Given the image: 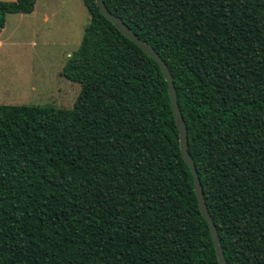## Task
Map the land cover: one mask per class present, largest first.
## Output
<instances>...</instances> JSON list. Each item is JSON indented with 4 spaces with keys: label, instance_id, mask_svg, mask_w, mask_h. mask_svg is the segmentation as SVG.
Instances as JSON below:
<instances>
[{
    "label": "trees",
    "instance_id": "trees-1",
    "mask_svg": "<svg viewBox=\"0 0 264 264\" xmlns=\"http://www.w3.org/2000/svg\"><path fill=\"white\" fill-rule=\"evenodd\" d=\"M80 1L72 107L0 105V264H217L157 65ZM102 2L169 72L225 264H264V0Z\"/></svg>",
    "mask_w": 264,
    "mask_h": 264
},
{
    "label": "rangeland",
    "instance_id": "rangeland-1",
    "mask_svg": "<svg viewBox=\"0 0 264 264\" xmlns=\"http://www.w3.org/2000/svg\"><path fill=\"white\" fill-rule=\"evenodd\" d=\"M88 20L80 0H36L31 14L5 15L0 105L71 108L79 85L60 70L78 48Z\"/></svg>",
    "mask_w": 264,
    "mask_h": 264
},
{
    "label": "water",
    "instance_id": "water-1",
    "mask_svg": "<svg viewBox=\"0 0 264 264\" xmlns=\"http://www.w3.org/2000/svg\"><path fill=\"white\" fill-rule=\"evenodd\" d=\"M94 4L99 12V14L108 21L122 36H124L127 40L132 42L135 46H137L142 52H144L150 59H152L155 64L157 65L165 83L167 86V95H168V101L169 106L171 109L172 117L176 124L177 129V136H178V148L180 156L187 166L189 172L192 176V187L193 192L196 198L198 210L202 216V218L205 220L208 231L210 234L212 246L215 253V258L217 261V264H225V261L223 259V254L221 247L219 245V241L217 238V234L215 231V227L212 223V220L206 210V206L204 204V198L202 189L199 183V179L196 173V170L194 168V165L191 161L190 156L186 152V130L185 125L182 120V117L179 113L177 104H176V96H175V90L173 87L172 79L169 75V72L165 66V64L160 60V58L157 56V54L153 51V49L146 43L140 41L127 27L126 25L121 21L120 18L114 16L113 14L109 13L107 9L105 8L102 0H94Z\"/></svg>",
    "mask_w": 264,
    "mask_h": 264
},
{
    "label": "crops",
    "instance_id": "crops-1",
    "mask_svg": "<svg viewBox=\"0 0 264 264\" xmlns=\"http://www.w3.org/2000/svg\"><path fill=\"white\" fill-rule=\"evenodd\" d=\"M0 1H8V0H0ZM10 1V0H9ZM11 1H13V0H11ZM36 1V0H35ZM35 5V4H34ZM34 12V8H33V11L31 12V13H33ZM30 13V14H31ZM2 30V29H1Z\"/></svg>",
    "mask_w": 264,
    "mask_h": 264
}]
</instances>
